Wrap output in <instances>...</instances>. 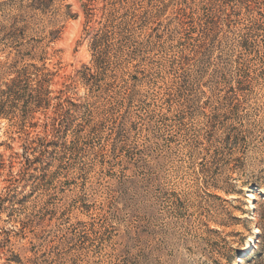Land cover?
Masks as SVG:
<instances>
[{
	"label": "rangeland",
	"instance_id": "obj_1",
	"mask_svg": "<svg viewBox=\"0 0 264 264\" xmlns=\"http://www.w3.org/2000/svg\"><path fill=\"white\" fill-rule=\"evenodd\" d=\"M29 2L0 0V88L45 63L76 106L52 134L4 102L0 264H264V0Z\"/></svg>",
	"mask_w": 264,
	"mask_h": 264
},
{
	"label": "trees",
	"instance_id": "obj_2",
	"mask_svg": "<svg viewBox=\"0 0 264 264\" xmlns=\"http://www.w3.org/2000/svg\"><path fill=\"white\" fill-rule=\"evenodd\" d=\"M50 0H30L28 6L34 9L43 10L48 7ZM69 8V5H67ZM69 15H72L71 12H67ZM14 21L10 24L8 27V32L12 34L22 33V27H17V17H13ZM60 35L59 28H54L48 32L47 38L49 41L56 40ZM101 36V29H97L95 33L92 34V44H96L97 39ZM84 72H88L87 74H84L83 76H80L77 74V77L79 79L87 80L88 77L92 76V73L90 72L92 67L84 66ZM57 71L53 70L51 68H48V66L45 63H42L40 66H37L35 64H29L22 66L21 68H18L17 70H14V76L12 78H9L8 80L4 81L2 84V88H0V111H3L4 102L7 100V98H20L25 97L26 99H32L35 101V108H38V111H40L43 115H46V111L49 108H52L53 117L51 118V123H44V127L51 126V133H56L57 129L55 125H57V118L58 115H67L70 106H76L75 103H73L71 100L68 99V97H61L60 95L63 93L62 90H59L58 95H53V92L50 90V86L53 84L54 78L57 76ZM53 100H56L54 104H52ZM26 102V100H25ZM67 106H66V105ZM2 113V112H0ZM33 125V124H32ZM39 143L44 142L46 145L50 143L51 141L42 139L41 137H34L32 140V143ZM44 144V145H45ZM24 153L20 155H16L21 158L22 162H19L22 164L23 168H26L27 166H31L32 163H37L39 158V153L35 151V147H29L24 146L23 147ZM31 150L33 152V157L29 158L28 151ZM28 153V154H27ZM23 171H20L19 174H21ZM253 185L257 186V182H253Z\"/></svg>",
	"mask_w": 264,
	"mask_h": 264
}]
</instances>
